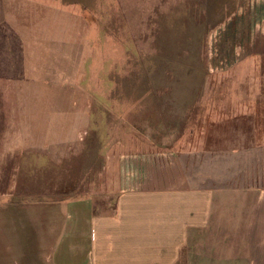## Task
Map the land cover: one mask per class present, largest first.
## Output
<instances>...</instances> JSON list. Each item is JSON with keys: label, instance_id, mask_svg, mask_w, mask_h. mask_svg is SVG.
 <instances>
[{"label": "crops", "instance_id": "1", "mask_svg": "<svg viewBox=\"0 0 264 264\" xmlns=\"http://www.w3.org/2000/svg\"><path fill=\"white\" fill-rule=\"evenodd\" d=\"M35 1L0 0V31L18 45L15 53L0 49V71H18L17 76H0V89L14 88L8 89L12 93L3 109L12 110L7 114L18 129L6 135H24L29 144L65 146L70 141L51 137L61 129L64 112L43 105L40 113H25L24 106L37 102L27 103L26 96L45 88L39 101L54 103L48 96L50 83H79L85 68L79 56L84 53L74 49L77 64H65L63 56L71 55L65 48L80 44L67 42L63 31L51 34L49 25L55 20L50 0ZM60 1L79 3L90 14H70L63 23L102 20V0L94 12L88 0ZM242 35L246 43L247 35ZM234 51L246 56L234 69L241 78L250 72L252 77L246 83H229L228 95L178 96L180 105H198L200 100L213 105L207 112L193 107L178 117V148L167 137L158 144L131 133L130 140L112 144L105 165L109 183L100 182L99 193L70 195L52 208L43 245L48 249L45 264H264V68L257 59L259 46L252 52L246 45ZM246 58L250 60L244 63ZM83 130L77 132L79 138L87 134ZM5 142L1 149H10L11 141Z\"/></svg>", "mask_w": 264, "mask_h": 264}, {"label": "rangeland", "instance_id": "2", "mask_svg": "<svg viewBox=\"0 0 264 264\" xmlns=\"http://www.w3.org/2000/svg\"><path fill=\"white\" fill-rule=\"evenodd\" d=\"M88 3L94 12L98 0ZM49 6L55 20L49 32L63 31L67 42L80 44L65 48L71 53L63 56L65 64H77L73 52L80 48L84 54L79 63L85 68L79 83H50L48 96L54 103H41L45 88H38L26 96L27 103L37 102L22 104L28 114L40 113L43 105L64 112L63 131L56 128L51 137L70 141L65 146L29 144L21 134L8 138V132L18 129L7 114L12 110L3 109L14 88L0 89V245H8L0 247V256L6 257L0 264H21L18 259L22 264H45L48 213L70 195L99 193L100 182L109 183L105 165L115 141L130 140L134 133L158 144L167 137L166 142L178 148V117L184 118L193 107L203 113L213 106L205 100L180 105L178 96L228 95L229 83H246L252 75L241 78L234 69L246 57L242 52L235 55V48L246 45L252 52L259 46L257 59L264 68V0H102L100 22L69 24L62 18L90 14L79 3L67 6L50 0ZM1 37L2 53L18 51L10 34L2 30ZM14 65L17 70L18 58ZM17 75L0 71V76ZM84 128L87 134L79 138L77 132L84 133ZM8 139L10 149H1Z\"/></svg>", "mask_w": 264, "mask_h": 264}]
</instances>
